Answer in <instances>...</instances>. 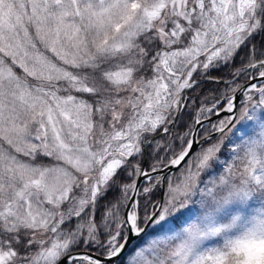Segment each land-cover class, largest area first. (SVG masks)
Here are the masks:
<instances>
[{
  "label": "snow or ice",
  "instance_id": "6c2138e0",
  "mask_svg": "<svg viewBox=\"0 0 264 264\" xmlns=\"http://www.w3.org/2000/svg\"><path fill=\"white\" fill-rule=\"evenodd\" d=\"M0 264H264V0H0Z\"/></svg>",
  "mask_w": 264,
  "mask_h": 264
},
{
  "label": "trees",
  "instance_id": "16d2710c",
  "mask_svg": "<svg viewBox=\"0 0 264 264\" xmlns=\"http://www.w3.org/2000/svg\"><path fill=\"white\" fill-rule=\"evenodd\" d=\"M143 243V240H137L135 241L132 246L128 249L129 252H131L133 250L134 247H136L138 244Z\"/></svg>",
  "mask_w": 264,
  "mask_h": 264
},
{
  "label": "water",
  "instance_id": "95a60500",
  "mask_svg": "<svg viewBox=\"0 0 264 264\" xmlns=\"http://www.w3.org/2000/svg\"><path fill=\"white\" fill-rule=\"evenodd\" d=\"M134 242H135V241H130V242H129V247H128V249L132 246V244H133ZM128 249H127V250H128Z\"/></svg>",
  "mask_w": 264,
  "mask_h": 264
}]
</instances>
